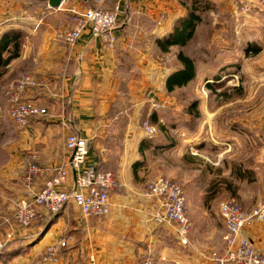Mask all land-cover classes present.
Masks as SVG:
<instances>
[{"label":"crops","instance_id":"0c3cea01","mask_svg":"<svg viewBox=\"0 0 264 264\" xmlns=\"http://www.w3.org/2000/svg\"><path fill=\"white\" fill-rule=\"evenodd\" d=\"M204 1L215 12L205 8L183 47L162 49L190 3L104 0L105 8L118 10L117 41L109 47L105 36L88 28L73 43L64 39L74 23L69 8L84 10L95 0H66L60 7L48 0H0V264H145L148 259L152 264H206L222 252L226 231L218 209L214 219L197 182L180 165L166 171L151 165L159 140L144 128V121L155 125L167 117L174 135L169 148L175 154L192 147L206 151L210 135L221 163L224 154L239 151L241 140L248 147L264 140V0ZM180 51L193 61L194 76L169 91L167 80L181 67ZM23 75L36 86L20 100L41 105L46 113L17 126L9 116L7 89ZM181 90L182 98L176 95ZM164 108L167 114L159 115ZM198 115L191 126L190 118ZM69 133L88 140L86 165L117 176L110 213L86 218L68 204L48 228L37 221L23 228L12 219L16 203L68 162ZM32 163L38 172L27 183ZM233 168L238 179L250 181L249 173L263 187L262 197L250 189L238 193L241 207L250 211L264 203L259 168ZM160 175L178 181L185 191L192 224L187 244L172 225L154 218L158 203L144 196L147 183ZM74 179L70 170L60 188L70 189ZM46 215L42 212L41 219ZM241 234L264 249V221L252 220ZM58 239L66 245L54 260H44L45 249Z\"/></svg>","mask_w":264,"mask_h":264},{"label":"built area","instance_id":"2783aa9c","mask_svg":"<svg viewBox=\"0 0 264 264\" xmlns=\"http://www.w3.org/2000/svg\"><path fill=\"white\" fill-rule=\"evenodd\" d=\"M66 0H62L58 7ZM104 0H95L92 7L80 10L75 6L69 8L73 16V26L64 33V39L73 43L82 32L88 28L92 34L103 35L107 38V45L112 47L117 41L116 28L118 22L117 7L107 9ZM36 86V81L30 75H23L16 79L7 93L12 106L9 111L10 119L17 126H25L31 117L43 115L46 108L32 101L20 100V95ZM152 135L154 129L145 127ZM89 142L86 138L69 133L65 139V147L69 154L68 162L55 168V175L37 191H28L18 199L13 221L23 228L30 227L38 215L57 213L64 206L72 204L83 217H104L110 213V194L119 186L118 179L111 171L101 170L95 165H86L85 159ZM70 170L74 171V185L70 189H61L60 185L66 181ZM36 164L28 166L24 177L27 183L33 181L37 174ZM144 196L156 199L158 210L154 218L172 225L176 236L182 244L188 243V235L192 224L187 215L186 196L181 183L165 176H158L147 183ZM218 214L225 227V246L215 257L216 264H264V249H257L252 242L241 234L244 225L252 220L264 221V203H259L252 210L247 211L235 199L222 201L218 206ZM11 235H8V239ZM65 240L58 239L49 245L43 259L52 261L58 250L65 246ZM3 244H0V250ZM145 264H152L148 259Z\"/></svg>","mask_w":264,"mask_h":264},{"label":"rangeland","instance_id":"374dc122","mask_svg":"<svg viewBox=\"0 0 264 264\" xmlns=\"http://www.w3.org/2000/svg\"><path fill=\"white\" fill-rule=\"evenodd\" d=\"M184 1L188 4L191 0ZM208 4L207 8H210ZM210 9L212 10L213 8L211 7ZM212 11L215 12L214 10ZM202 12H205V10L200 11V14ZM202 14L204 15V13ZM10 87L11 84L9 88ZM9 88L7 89V91L9 90ZM176 95L177 97L182 98V90L178 91ZM183 108L184 107L182 106L181 110H183ZM158 110L159 115L160 113L167 114V108ZM199 118V115L196 117L192 116L190 118L191 126H194V124L198 122ZM166 119L167 117H164V122H158L155 125L149 123L148 121H144V128L146 126H150L154 129L153 134L150 136L154 137L157 141L159 140L157 142L159 146L151 157V165H162V167L164 166L165 171L169 168L171 169V166L173 165H180V169H182V171L185 169L186 171L184 173L186 177H189V179H193V181L195 180V182H197V190L199 191V193H202L203 206L214 219L219 204L222 201L229 199H235L236 201L239 200L238 193L250 189V191L254 192V195L259 194L262 197L263 187H257V181L254 179V177H252L251 174L245 172L247 176H250V181L238 179L236 176L239 173H235V169L233 167L234 165H240L242 169H246L247 166L256 165L259 168V177L261 179H264L263 139H255V141H253L252 143V146L250 147H248L247 144L243 143V141L241 140L239 144V151H237L236 154H231V152L224 154L222 156L224 157L222 163L220 162V156L215 149V146L212 142V137L210 135H208V138H206V142L209 145L206 151L197 153L192 147L191 149L187 150V153L185 154H175L169 148L170 141L173 140L174 135L172 130H169L170 126L167 124ZM106 170L111 171L110 169ZM160 176L167 177L166 175ZM210 196L213 197L209 199ZM191 199L194 203L193 205L195 206L196 196H192ZM205 200H207L206 204ZM206 264L216 263L215 261H208V263Z\"/></svg>","mask_w":264,"mask_h":264},{"label":"trees","instance_id":"16d2710c","mask_svg":"<svg viewBox=\"0 0 264 264\" xmlns=\"http://www.w3.org/2000/svg\"><path fill=\"white\" fill-rule=\"evenodd\" d=\"M205 8H207V4L203 0H191L190 5L188 6L187 15L163 42L162 49H165L170 45L183 47L195 32V27L201 19L200 11L205 10ZM177 59L179 60L181 67L169 76V79L167 80V90L169 91L173 89V85L180 87L194 76L193 61L185 56L182 51L178 52ZM212 197L213 196H210L209 199ZM207 200H205V204L207 203ZM57 213L47 214L46 216L48 217L44 216L42 219V215H38L36 221L43 223V225H45L43 229H46L49 227L53 217L56 216Z\"/></svg>","mask_w":264,"mask_h":264},{"label":"water","instance_id":"95a60500","mask_svg":"<svg viewBox=\"0 0 264 264\" xmlns=\"http://www.w3.org/2000/svg\"><path fill=\"white\" fill-rule=\"evenodd\" d=\"M62 0H48V4L51 7H58Z\"/></svg>","mask_w":264,"mask_h":264}]
</instances>
